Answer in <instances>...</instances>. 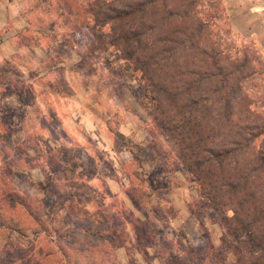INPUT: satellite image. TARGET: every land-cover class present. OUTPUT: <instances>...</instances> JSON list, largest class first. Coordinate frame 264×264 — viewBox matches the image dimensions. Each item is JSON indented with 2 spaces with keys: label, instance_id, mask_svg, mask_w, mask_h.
<instances>
[{
  "label": "rangeland",
  "instance_id": "obj_1",
  "mask_svg": "<svg viewBox=\"0 0 264 264\" xmlns=\"http://www.w3.org/2000/svg\"><path fill=\"white\" fill-rule=\"evenodd\" d=\"M86 2L0 0V209L27 235L0 230V264H27L40 242L83 238L71 214L79 207L110 217L103 227L113 226L108 248L119 264L258 263L264 249L247 242L252 230L223 225L231 213L203 197L144 80L112 44L110 26L89 22ZM217 6L209 18L212 7L197 9L212 21L204 47L217 43L223 58H248L245 70L262 73L243 83L248 100L236 104L232 123L246 121L241 108L250 103L261 117L249 121H264V0ZM255 146L264 148V133ZM50 160L68 170L56 172ZM154 207L161 221L153 225ZM158 230L176 263L159 256Z\"/></svg>",
  "mask_w": 264,
  "mask_h": 264
},
{
  "label": "trees",
  "instance_id": "obj_2",
  "mask_svg": "<svg viewBox=\"0 0 264 264\" xmlns=\"http://www.w3.org/2000/svg\"><path fill=\"white\" fill-rule=\"evenodd\" d=\"M218 3L219 0H87L83 12L89 22L110 26L112 44L144 80L157 113L166 123L165 129L180 147L184 167L199 183L203 197L217 211L231 213L223 217V225L234 234L252 230L247 242L262 250L264 148L254 147V141L264 133V121H249L252 116L254 120L261 117L250 103L241 108L248 117L246 121L232 123L236 104L244 105L243 101L248 100L242 93L243 83L262 73L245 70L248 58H223L217 43H206L209 48L204 47V31L212 21L198 17L197 9L202 4L209 5L212 10L207 18L215 17ZM174 20L179 21L178 25L169 27ZM222 61L229 69L221 66ZM244 158L250 161L247 166L243 165ZM47 164L56 172L68 170L66 161L50 160ZM77 210L78 206L74 211ZM79 210L70 213L77 218L78 230L84 237L66 246L40 242L38 251L32 253L35 259L27 264H119L108 248L114 245L109 234L113 226L103 227L105 220L110 223V217ZM150 212L151 224L161 221L158 207ZM6 228L27 237L0 209V230L4 232ZM42 230L45 229L39 232ZM155 236L165 241L159 256L176 263L178 257L165 232L158 230ZM255 264H264V256Z\"/></svg>",
  "mask_w": 264,
  "mask_h": 264
},
{
  "label": "crops",
  "instance_id": "obj_3",
  "mask_svg": "<svg viewBox=\"0 0 264 264\" xmlns=\"http://www.w3.org/2000/svg\"><path fill=\"white\" fill-rule=\"evenodd\" d=\"M131 205H132V203H131ZM138 216H139V215H138ZM139 218L143 219V218H142V217H140V216H139ZM116 261L118 262V260H117V259H116Z\"/></svg>",
  "mask_w": 264,
  "mask_h": 264
}]
</instances>
